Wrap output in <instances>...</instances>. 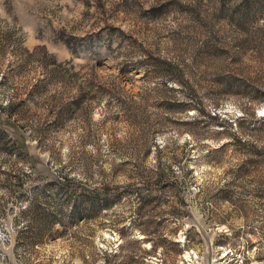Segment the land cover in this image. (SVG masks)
I'll return each instance as SVG.
<instances>
[{
  "label": "rangeland",
  "instance_id": "obj_1",
  "mask_svg": "<svg viewBox=\"0 0 264 264\" xmlns=\"http://www.w3.org/2000/svg\"><path fill=\"white\" fill-rule=\"evenodd\" d=\"M0 264H264V0H0Z\"/></svg>",
  "mask_w": 264,
  "mask_h": 264
}]
</instances>
